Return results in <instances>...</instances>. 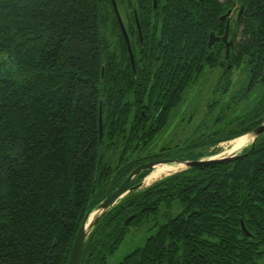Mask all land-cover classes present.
I'll list each match as a JSON object with an SVG mask.
<instances>
[{"label":"trees","instance_id":"trees-1","mask_svg":"<svg viewBox=\"0 0 264 264\" xmlns=\"http://www.w3.org/2000/svg\"><path fill=\"white\" fill-rule=\"evenodd\" d=\"M121 1L131 4L122 16L137 12L143 29L144 19H163L158 33L145 31L144 45L131 32L135 70L111 0H0V53L18 71L0 75V264H68L86 214L156 156L154 144L174 120L180 136L159 157L179 162L214 155L210 147L264 122V0H164L157 8ZM236 4L245 7L230 33L240 39L222 65L224 45L209 48V35L225 33L221 16ZM244 64L249 83L234 101L257 91L255 103L232 120L221 111L216 131L187 129L195 113L178 112L191 92L218 71L212 91L225 93ZM158 66L169 81L152 78ZM143 110L156 116L151 129L142 127L150 123ZM152 216L155 233L114 264H264V133L233 161L132 188L89 230L79 264H109L130 229Z\"/></svg>","mask_w":264,"mask_h":264},{"label":"rangeland","instance_id":"rangeland-1","mask_svg":"<svg viewBox=\"0 0 264 264\" xmlns=\"http://www.w3.org/2000/svg\"><path fill=\"white\" fill-rule=\"evenodd\" d=\"M236 14H237V12L235 10V12L233 14L234 18L236 17ZM0 69L2 72V73H0V75L5 74V75H12L14 77L18 75L17 67L11 62V60L9 59V57L6 53H0ZM208 79H206V80L203 79V81L205 83H203L198 88H196L193 92H191L190 100L182 108H180L181 109L179 112L181 114L180 117L191 116L195 113V115L193 116L194 121L191 123V125L186 126L187 129L188 128L191 129V128L200 126L202 128H205V129L208 128V130L210 132L216 131V130L220 129L221 127H219L220 124H215L214 121H215V118L218 115H220L221 111H225L226 119L232 120L237 115H242L249 107H251L255 103V101L258 98V95H259L258 92L252 91V92H250V94L248 95L247 98L242 100V102L239 105H238V103L236 104L234 101L235 95L238 94V92L245 90V86L249 83L250 73L245 68V64L242 65L240 68H235L233 70V72L231 74V83L228 85L227 91L223 94L218 92L216 95H214V93L212 91L213 86L217 83V81L219 79L218 71H216L215 74L211 73ZM214 100L218 101V103L214 107L213 111L210 114H208V107H206V105H208V103H210ZM246 101H249L250 105L248 104L249 106L247 105L244 108V104L247 103ZM181 128H182V123L179 120H174L172 127H170L168 129V131H166L164 133L165 136L160 138L159 140H157L155 142L154 147H153L154 150L158 151L161 146H165V144H168L172 141L174 144L180 136ZM233 128H235L234 125L231 126V129H233ZM167 132H169V133H167ZM220 133H221V131H220ZM170 140H172V141H170ZM252 141H253V136H252V140H251L248 148L251 146ZM231 146H232V144H230V140L229 141H223L218 146L210 147L208 149V151L210 152L208 154H211L212 151H215V150H216L215 152H217L216 154L208 155L205 158H208L210 156H219L220 154H224V156H228V154H230L228 152L231 150L230 149ZM244 149L245 148L239 149L233 153H240ZM177 163L178 162H173L172 164H165L168 167H173V169L168 170V175H165L164 177L188 168L187 165H184L183 167H181ZM161 166H164V165H161ZM146 177L143 179L142 185L139 187V190H143V189L147 188L148 186H150L149 184H147L145 182ZM164 177H162V178H164ZM123 197L119 198L115 204H117ZM96 210H97V208L94 209V211H96ZM97 211L98 212H97V214H95V216L101 212V210H97ZM163 211L164 210L162 209L161 212H163ZM176 211H177V209H175L174 213H176ZM159 219H160V222H162V223L164 222L162 217H159ZM157 227L158 226L156 225V220H155L154 216L150 217L149 220L144 225L137 227V228L132 227L130 229V232L127 235L125 241L121 245L120 249L110 258L109 264L117 263L127 253H129L130 251H132L136 247L143 245L145 243L147 237L149 235H152L155 233Z\"/></svg>","mask_w":264,"mask_h":264},{"label":"water","instance_id":"water-1","mask_svg":"<svg viewBox=\"0 0 264 264\" xmlns=\"http://www.w3.org/2000/svg\"><path fill=\"white\" fill-rule=\"evenodd\" d=\"M113 1L115 2V0H113ZM114 6H115V12H116V15L119 19V22H121V25L124 28L121 13H120L117 5L114 4ZM242 10H243V7H242ZM230 11L231 10H229L226 15H223L222 18L223 19L226 18V16L230 13ZM135 16H136V19H137V22L139 25V18H138L137 12L135 13ZM139 30H140V28H139ZM123 32H124V34H126L125 29L123 30ZM228 33H229V22L227 23L226 33L223 37H218L215 35L214 32H211L210 39H209V47L211 48L213 46V44L220 39L227 41ZM126 36H127V34H126ZM127 41H128V47H129L131 62H132L133 68L135 70V56H134L133 50L131 48L130 42L128 40V37H127ZM232 45H233L232 41L227 43V56L229 55V52H230ZM263 133H264V122L262 124H260L258 127H256L250 133L253 136V141H252L250 148L245 153H242V152L241 153H235L233 155H228V156H223V157L210 156L208 158L188 160V161H184V162H179L178 160H175V159H162V160L148 162V163H144V164L139 165L138 167H136L135 169H133L129 173L127 178L124 180V182L118 188H116L111 194H109L98 205L97 210H101V212L91 220V222L89 224V230L99 221L100 217L104 213H106L117 202V200L119 198L123 197L128 191H130L132 189V188H130V183H131L133 177L135 175L139 174L140 172H142L143 170H149L151 172L153 170V168L158 164L173 163V162L183 163V164L187 165L188 168H190V167L199 168V167H207V166H211V165H215V164H222V163H226L229 161H233L239 157L247 155L249 152H251L253 149H255L257 138L260 135H262ZM102 135H103V117H102V104H101V107H100V137H102ZM92 212H88L86 214V217L82 223V226L80 227V229L76 235V238H75V241H74V244L72 247V251H71L70 260H69L68 264H79V259H80L81 252L83 250V245H84V242L87 239L88 234H89V230L87 231L86 224H87V221H88L90 215L92 214ZM133 217H134V215L130 216L126 220V223H128L130 220H132ZM242 226H243L244 231L247 234H249L248 231L246 230L245 226L244 225H242Z\"/></svg>","mask_w":264,"mask_h":264},{"label":"flooded vegetation","instance_id":"flooded-vegetation-1","mask_svg":"<svg viewBox=\"0 0 264 264\" xmlns=\"http://www.w3.org/2000/svg\"><path fill=\"white\" fill-rule=\"evenodd\" d=\"M222 2H224V3H227V1H229V0H221ZM111 3H112V5L114 6V4H116L117 5V7H118V9H119V11H120V8H122V7H124V6H129V5H131L130 4V2H125V3H123L122 1L119 3L118 2V0H115V2L113 1V0H111ZM164 3H165V1L164 0H141V4L143 5V6H149V5H152L153 6V8H157L158 6H159V4H161V5H164ZM136 5V4H135ZM239 4H236L235 6H232V7H230V6H228V9H227V11L223 14V15H226L227 14V12L229 11V10H231L230 11V13L226 16V18H222V16H221V19L222 20H226V27H227V23L229 22V33H228V38H227V41H224L223 39H220V40H218V41H216L214 44H213V46L214 45H217V44H222V45H224V52H223V55H224V58H225V60H224V62H221V64L222 65H226L227 64V62H228V59H229V56H230V52H231V50L233 49V48H235V46H236V43L239 41V39H240V37L238 36L237 38H233V36L231 35V33H230V25H231V23L236 19H239L240 18V16L242 15V13H243V11H244V4H241V6H240V10L238 9L239 8ZM242 7H243V10H242ZM114 9H115V6H114ZM235 10H236V12H237V14H236V17L234 18V16H233V14H234V12H235ZM121 13V12H120ZM121 16H122V14H121ZM145 20V22H146V24H148V23H152L151 25L149 24V25H145L144 26V29L142 28V26H143V24L141 23V20L139 19V25H138V22H137V19H136V16H135V18H134V20L133 19H131V18H124L123 16H122V22H123V25H124V28L122 27V25H121V22H119V19H118V17H116V21H117V23H118V29H119V32L122 34V36H123V38H124V40L126 41V43H127V46H128V41H127V37H128V40H129V42H130V45H131V48H132V50H133V47H132V44H131V42L132 41H134L135 42V35H133V40H132V37H131V32H133L132 34H134L135 32L137 33V35H138V37H139V40H140V42H141V44H143L144 45V42H145V37H148V34H146L145 33V31L148 33V31H149V29H151L152 30V32H155V30H157V33H158V31L160 30V28H161V23H162V21H163V19L162 18H158V17H153V18H146V19H144ZM132 23H134V28H131V26H130V24H132ZM145 24V23H144ZM139 28H140V30H139ZM125 29V32H126V34H127V36H126V34H124V32H123V30ZM211 32H214V31H211ZM211 32H210V34H211ZM215 33V32H214ZM225 33H226V28H225ZM225 33L224 34H216L215 33V35L216 36H218V37H223L224 35H225ZM146 34V35H145ZM157 38H159V36H157ZM209 39H210V35H209ZM230 41H232L233 42V45L231 46V49H230V52H229V55L227 56V43L228 42H230ZM208 46H209V41H208ZM212 46V47H213ZM211 47V48H212ZM210 48V47H209ZM128 49H129V47H128ZM158 49H159V43L157 44V46H156V50H155V54H157V52H158ZM133 53H134V50H133ZM129 54H130V52H129ZM135 56V55H134ZM231 66H232V64H229L228 66H226V67H228V68H231ZM221 68V70L224 68L223 66L222 67H220ZM153 69H156V70H154L153 71V73H152V78L154 79V80H156V79H159V78H166V80L165 81H169V78L168 77H170V75H168V70L167 71H165L164 72V67H161V66H158V67H153ZM176 75L175 74H173V77H175ZM220 93H222L223 94V92L222 91H220ZM146 107V109H148L149 108V106H145ZM206 107H207V105H206ZM150 109V108H149ZM148 109V110H149ZM179 113V112H178ZM180 114V113H179ZM143 115L144 116H147L146 118H150V123L149 124H146L145 122L142 124V127L143 128H145V127H147V126H149L148 128L149 129H151L152 128V126L155 124V120H156V116H155V118L153 119V116H152V118L151 117H149L146 113H145V111L143 110ZM151 120H152V122H151ZM246 135V134H245ZM243 136V135H242ZM240 137V136H239ZM236 138H238V137H236ZM235 139V138H234ZM231 141V140H230ZM220 143H222V142H219V143H217V144H215L213 147H216V146H218ZM248 147H246L244 150H246ZM250 148V147H249ZM248 148V149H249ZM241 151L242 153H245V151ZM240 152V153H241ZM161 152L158 150V151H156V153H154V155H156V156H153V157H150V158H148V159H146V160H144V161H142V162H139L136 166H134V168L133 169H135L136 167H138L139 165H141V164H144V163H148V162H153V161H158V160H162V159H176V157H159V154H160ZM132 169V170H133ZM131 170V171H132ZM144 171V170H143ZM141 173V172H140ZM139 174H137V175H135L134 177H133V179H132V181H131V183H130V186H131V188H137V187H140L141 185H142V182H143V180H141V181H136L135 183H133L134 181H135V179H137V176H138ZM133 183V184H132Z\"/></svg>","mask_w":264,"mask_h":264},{"label":"bare ground","instance_id":"bare-ground-1","mask_svg":"<svg viewBox=\"0 0 264 264\" xmlns=\"http://www.w3.org/2000/svg\"><path fill=\"white\" fill-rule=\"evenodd\" d=\"M251 140H252L251 134H246V135L240 136L236 139H233L232 141H230V144H232V146L230 148L231 150L228 152L230 154H228V155H233V154H235L233 152H236L239 149L248 147ZM223 156H224V154H220L219 156H216V157H223ZM165 164H172V163H165ZM165 164L156 165L155 168L149 173V175H147L145 182L147 184L151 185L154 182L161 179L162 177H164L165 175H168V170L173 169V167H168ZM177 164H179V166H181V167H183L185 165L183 163H177ZM161 165H164V166H161ZM97 212H98L97 210L93 211L92 214L90 215V217L87 221V224H86L87 231L89 230V224H90L91 220L93 219L95 214H97Z\"/></svg>","mask_w":264,"mask_h":264}]
</instances>
